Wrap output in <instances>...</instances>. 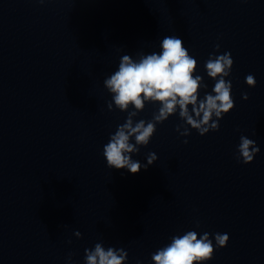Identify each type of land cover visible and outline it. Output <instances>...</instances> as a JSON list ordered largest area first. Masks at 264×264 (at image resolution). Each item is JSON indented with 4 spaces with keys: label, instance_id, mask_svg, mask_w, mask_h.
Here are the masks:
<instances>
[{
    "label": "water",
    "instance_id": "obj_1",
    "mask_svg": "<svg viewBox=\"0 0 264 264\" xmlns=\"http://www.w3.org/2000/svg\"><path fill=\"white\" fill-rule=\"evenodd\" d=\"M169 35L197 59L201 98L209 54L231 53L235 106L204 135L170 115L132 154L156 153L147 170L110 169L103 147L127 112L108 109L103 81ZM241 135L260 149L250 163ZM188 230L229 235L205 264H264V0H0V264H85L97 242L154 264Z\"/></svg>",
    "mask_w": 264,
    "mask_h": 264
},
{
    "label": "clouds",
    "instance_id": "obj_2",
    "mask_svg": "<svg viewBox=\"0 0 264 264\" xmlns=\"http://www.w3.org/2000/svg\"><path fill=\"white\" fill-rule=\"evenodd\" d=\"M219 47V44L215 45L216 49ZM159 48V52L153 51L150 54L141 51L137 53L136 59L128 54L123 55L118 69L103 81L112 95L107 104L108 109L113 110L115 105L120 111L127 112L125 122L117 125L116 131L110 134L108 143L103 147L106 165L110 169H127L132 174L147 170L158 159L156 153H148L145 164L134 160L132 154H138L140 146L149 144L157 124L163 123L170 115L178 112L184 121V124L176 125L180 135L190 134L189 127L185 125L204 135L209 131H219V121L235 106L231 94L232 82L226 79L234 63L230 52L209 54L204 67L215 83L212 91L205 92L201 98V88L207 89L208 85L201 75L196 74L198 61L184 46L183 39L176 35L165 36ZM245 83L255 87V76L248 74ZM242 98L247 100L248 93H242ZM146 103H158V111L153 112L151 120L134 121L133 118L144 110ZM133 138L135 143L131 142ZM259 151L255 140L241 135L235 158L238 162L250 163ZM74 235L79 238L82 234L75 231ZM213 235L215 244L210 238ZM229 239L227 233L198 234L188 230L182 235L170 237V243L157 249L151 259L154 264H205L214 257L217 248L227 246ZM72 255L69 253V261ZM127 259L128 253L123 248L110 246L106 249L103 242H97L94 248L85 249V264H126ZM137 264L141 262L137 261Z\"/></svg>",
    "mask_w": 264,
    "mask_h": 264
}]
</instances>
